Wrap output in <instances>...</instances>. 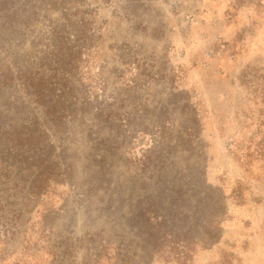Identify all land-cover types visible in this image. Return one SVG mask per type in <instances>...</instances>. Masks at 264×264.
<instances>
[{
	"label": "rangeland",
	"instance_id": "374dc122",
	"mask_svg": "<svg viewBox=\"0 0 264 264\" xmlns=\"http://www.w3.org/2000/svg\"><path fill=\"white\" fill-rule=\"evenodd\" d=\"M11 4L0 264H264V0Z\"/></svg>",
	"mask_w": 264,
	"mask_h": 264
},
{
	"label": "trees",
	"instance_id": "16d2710c",
	"mask_svg": "<svg viewBox=\"0 0 264 264\" xmlns=\"http://www.w3.org/2000/svg\"><path fill=\"white\" fill-rule=\"evenodd\" d=\"M11 1L13 0H0V27L5 30V29H13L16 28L17 25L23 24L21 20L19 21H14L13 20V15L18 16L16 8L13 10H9L11 7H13L14 4H11ZM20 19V17H19ZM63 29V28H61ZM65 30V29H64ZM55 31H60L59 29H55ZM2 41L7 40L6 37L1 38ZM13 43L20 44L22 43V39H12ZM12 77V72L10 70L4 71L0 73V84L4 86L6 84V81H11ZM46 87H48L46 89ZM28 88L32 91L33 95L35 98L39 101L42 102L46 97L50 98V108H49V114L51 116H59L63 117L68 111H70V106L67 105L64 101L62 100L63 95L60 94L58 95L57 92L53 93V86H47L44 84V82H28Z\"/></svg>",
	"mask_w": 264,
	"mask_h": 264
}]
</instances>
